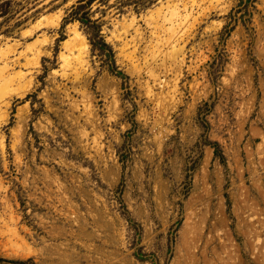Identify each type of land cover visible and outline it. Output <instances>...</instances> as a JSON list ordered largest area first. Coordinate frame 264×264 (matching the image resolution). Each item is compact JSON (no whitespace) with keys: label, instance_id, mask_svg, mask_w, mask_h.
I'll return each instance as SVG.
<instances>
[{"label":"rangeland","instance_id":"1","mask_svg":"<svg viewBox=\"0 0 264 264\" xmlns=\"http://www.w3.org/2000/svg\"><path fill=\"white\" fill-rule=\"evenodd\" d=\"M0 256L264 264V0H0Z\"/></svg>","mask_w":264,"mask_h":264},{"label":"trees","instance_id":"2","mask_svg":"<svg viewBox=\"0 0 264 264\" xmlns=\"http://www.w3.org/2000/svg\"><path fill=\"white\" fill-rule=\"evenodd\" d=\"M250 0H238V4H242L244 7L247 2ZM253 1V0H252ZM80 7V6H79ZM231 15V13H230ZM75 18L74 14H71L65 18V20ZM82 24L86 26L87 33H88V40L91 44L93 49L98 50L100 55L103 57V61L107 64L108 70L112 73L120 76L126 77V74L120 69H118L117 65L115 64L114 53L111 46L101 37L99 30L95 29L94 20H91L86 14H81V16L76 17ZM214 152L222 157V154L218 152V150H214ZM31 261V260H30ZM26 262L21 260H7L0 256V264H25ZM32 263V262H31ZM28 264V263H27Z\"/></svg>","mask_w":264,"mask_h":264},{"label":"bare ground","instance_id":"3","mask_svg":"<svg viewBox=\"0 0 264 264\" xmlns=\"http://www.w3.org/2000/svg\"><path fill=\"white\" fill-rule=\"evenodd\" d=\"M158 11H159V10H158ZM171 11H172V10H171ZM171 13H172V12H171ZM171 13H170V14H171ZM9 81H10V80H9ZM1 90H2V89H1ZM13 90H14V89H13ZM13 90H12V91H13ZM15 92H16V91H15ZM2 100H3V99H2ZM4 103H6V102L4 101Z\"/></svg>","mask_w":264,"mask_h":264}]
</instances>
